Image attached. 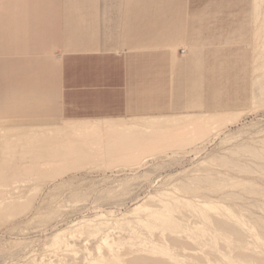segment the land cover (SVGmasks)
<instances>
[{"label": "bare ground", "instance_id": "obj_1", "mask_svg": "<svg viewBox=\"0 0 264 264\" xmlns=\"http://www.w3.org/2000/svg\"><path fill=\"white\" fill-rule=\"evenodd\" d=\"M247 8L242 19L249 23L250 28L255 27L257 47L254 51L258 54L255 56L254 53L252 67L254 81L251 91L255 102L258 96L264 94V60H261L264 57L260 54L264 53V33H261L264 28V0H249ZM205 28L207 23L203 19L199 20V38ZM237 30L232 34V45L242 43L238 36L244 33L245 28L238 26ZM191 67L184 83L188 91H196L194 77L197 66ZM191 94L193 93L187 95L195 97ZM240 114L243 113L234 117L220 112H195L4 128L1 136L0 223L26 215L34 207L36 199L30 198L29 194H35L25 190L31 187L37 189L34 181L36 177H44L41 175L44 172L40 166L42 164L57 165L52 170L53 173L48 175L50 178L54 175L60 178L64 170L80 168L86 164L116 166L110 168L112 170L132 168L137 173L144 171L150 161L164 154L166 148L183 147L197 131L198 139L209 132L211 136L207 144L192 151L197 156L201 151L207 150L209 143L226 133L227 126L236 122ZM183 130H187L190 137L179 134ZM62 138L66 140L53 143ZM178 155L180 153H173L172 157ZM243 157L249 158L251 163L241 160ZM209 161L211 167L206 172L185 174L176 184L170 179L174 183L172 189H161L148 197L161 210H149L145 205L133 210V213L139 215L138 221L145 223L146 229L142 237L127 235L122 232L125 229L121 228V233L112 241L108 236L104 238V244L111 245L110 248L88 264H264V140L259 146L241 144L230 149L227 155L210 157ZM22 164L33 165L34 168L26 166L30 168L26 170H30L31 174H25L27 171L24 166L22 169ZM218 168L237 176H223ZM63 185L55 187L63 189ZM125 188L129 191L127 186ZM118 192L117 195L128 194L123 189ZM38 210V213L43 211ZM40 214L45 221L46 216ZM83 223L80 234L90 237L99 235L105 228L103 222ZM156 230L162 232L160 244H154L151 238ZM61 235L62 233L55 235L54 247L61 243ZM56 249L59 250V255L64 251L62 248ZM65 253V257L60 255L61 259L65 258L60 261L62 264L66 261V256H71ZM75 256L71 257V262H68L71 259L68 257L67 262L81 264L78 256L77 261L73 259Z\"/></svg>", "mask_w": 264, "mask_h": 264}, {"label": "rangeland", "instance_id": "obj_2", "mask_svg": "<svg viewBox=\"0 0 264 264\" xmlns=\"http://www.w3.org/2000/svg\"><path fill=\"white\" fill-rule=\"evenodd\" d=\"M180 1L183 6L187 7V10L190 9L191 11V13H186L185 16L191 18L190 16L195 15L198 20H195L197 23L195 27L192 23L194 22L193 19L188 20L192 23L188 32L192 34L187 35L185 38L182 37V41L178 44L175 43L174 46L176 47L170 49L173 54V108L167 114L220 112L234 117L239 113L243 114H240L239 119L234 122L235 124L227 126L226 133L219 139L209 143L210 146L209 144L206 146L207 150L201 151L197 156L192 151L207 144L206 142L209 141L211 136L209 132L203 135L202 139H198L197 131L196 135L183 147L166 148L164 154H160L156 160L150 161L147 164L148 166H145L147 169L137 171L138 174L132 168H117L116 172V170L110 169L116 166L103 167L98 164H86L80 168L64 170L60 178L55 177V175L50 178L48 175L53 173L57 165H40L44 169L41 174L44 177L35 178L34 183H36L37 189L31 187L25 190V192L30 190L35 194H29L30 198L36 199L32 211H27L26 215L18 216V218L16 217L11 221L7 220L0 223V264H62L60 261L65 258L61 259L60 255L63 254L62 256L65 257V250L71 251L65 253L71 254V256L67 254V259L76 255L73 259L76 260L78 256L79 263L88 264L93 258L102 255L106 249L110 248L111 245L104 244V238L108 236L109 240L112 241L121 233V228L125 229L122 232L127 235L142 237L146 229L145 223L138 221L139 215L133 213V210L141 205L147 206L149 210H161L159 206L148 200V197L153 193L161 191V189H172L171 186L173 187V184L176 181L178 182L185 174H198V171L206 172L208 167H211L210 157L225 156L230 149L244 143L259 146L260 142L264 140V94L258 96V99L254 102L253 91H251V89L253 90L254 81V75H252L253 58L254 53H256L254 48L257 47H255L254 39L255 27L250 28L249 23L247 24V21L244 18L242 19L243 13L248 9L249 0ZM5 2L0 0V10L4 4H7ZM202 19L207 23V28L202 30L199 38L198 21ZM62 25V22L59 23L60 30H62ZM238 26L245 28L244 33L238 36L242 43L232 45L230 40H232V34L235 30L238 31ZM262 29L261 33L263 34L264 28ZM197 40L198 43H196ZM0 44L2 45L1 65L2 59L10 62L9 56L14 55V52L6 51L5 43ZM195 48L198 49L197 60L195 61V64H197L195 68L196 76L194 77L196 91L195 94H191L195 97L176 100L175 92L178 91V83L185 78L184 74L191 67L190 63L193 62L191 59ZM262 53L260 52L264 57V53ZM61 54L63 52L59 50L58 55ZM257 55L256 53L255 56ZM261 60H264V58ZM49 65L52 72L59 68V74L51 78L55 82L48 84V88L56 90L51 99L52 103L56 104L57 112L55 116H59L61 119L121 117L120 115H82L73 117L67 115L63 100L64 59L54 61ZM262 65H264V62ZM6 69H8V65ZM1 86L8 99L3 106L0 105V115L9 108V104L16 94V90L13 87L9 88L8 83L3 82ZM179 134L186 138L187 136L190 137L187 130H183ZM173 153H180V155L172 157ZM241 160L251 163L247 157H243ZM28 165L22 164L25 169L24 167L21 168L27 171V168L33 167V165H29L26 168ZM217 170L223 176L228 174L237 176V174L222 168ZM29 171L25 174H31ZM170 179H172L171 181L174 180V183H171ZM58 184L59 187H62L63 184L67 186L63 185V189H56L55 186ZM165 184H169L168 187ZM124 186H127L129 191ZM164 186L166 188H163ZM122 189L127 191L128 194L117 195L118 191L121 192ZM115 191L116 193H114ZM38 209L43 210H40V213L46 216L45 221L42 220V214L38 213ZM82 222H84L83 224L87 222L100 224L103 222L105 228L99 235L90 237L87 234H80L83 229L80 228ZM61 233L62 241L54 247V237L56 234ZM151 238L154 240V244H160L162 232L159 230L154 231ZM56 248H62L64 251L60 249L62 253L59 255V250ZM78 249L79 251H77ZM75 250L81 254L78 255L74 252ZM72 253L75 255L72 256ZM67 259L64 264L72 260L71 258L67 262Z\"/></svg>", "mask_w": 264, "mask_h": 264}, {"label": "crops", "instance_id": "obj_3", "mask_svg": "<svg viewBox=\"0 0 264 264\" xmlns=\"http://www.w3.org/2000/svg\"><path fill=\"white\" fill-rule=\"evenodd\" d=\"M4 2L7 4L0 10V43H5L6 51L14 55L9 56L10 62L1 61L0 105L8 99L1 86L3 82L13 87L16 94L0 115V162L4 128L170 116L167 114L173 108L170 49L182 37L192 34L188 29L192 23L195 27L198 20L195 15L185 16L191 11L180 0ZM192 19L194 22L190 23ZM197 48L190 66H197ZM59 50L63 54L58 55ZM60 59H64L63 100L67 115L121 117L55 116L56 104L51 99L56 90L48 88V84L55 82L51 78L59 74V68L52 72L49 64ZM178 84L176 100L190 98L188 93L195 94L188 91L184 79Z\"/></svg>", "mask_w": 264, "mask_h": 264}]
</instances>
